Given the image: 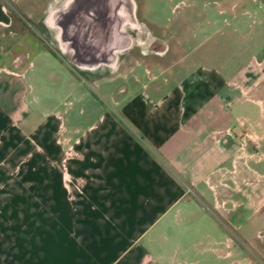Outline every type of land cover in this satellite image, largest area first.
I'll list each match as a JSON object with an SVG mask.
<instances>
[{"label":"crops","instance_id":"0c3cea01","mask_svg":"<svg viewBox=\"0 0 264 264\" xmlns=\"http://www.w3.org/2000/svg\"><path fill=\"white\" fill-rule=\"evenodd\" d=\"M12 21L0 0V27ZM45 46L30 44L23 62L0 64V264H173L182 246L171 244L170 224H209L193 243L213 248L238 243L228 235L233 227L243 242L257 239L264 212L252 217L261 219L255 234L235 223L242 213L227 183L236 165L233 92L223 75L197 87L193 78L172 86L133 77L112 103L103 98L85 112L83 125L68 124L28 68L54 54L67 84L86 89ZM254 160L261 179L260 155Z\"/></svg>","mask_w":264,"mask_h":264},{"label":"rangeland","instance_id":"374dc122","mask_svg":"<svg viewBox=\"0 0 264 264\" xmlns=\"http://www.w3.org/2000/svg\"><path fill=\"white\" fill-rule=\"evenodd\" d=\"M1 1L13 21L9 26L0 27V64L11 63L18 56L23 62L25 52L22 50L42 41L81 81V88L86 89L79 93L80 89L67 84V77L59 69L54 54L36 57L35 66L28 68L33 86L40 84L43 89L41 98L52 97L51 108L56 106L65 112L68 124L83 125L85 112L94 114L103 98L106 103H112L115 89L129 90L133 87L130 81L133 77L169 81L172 86L193 78L197 87L204 78L217 81L223 75L222 81H226L233 92L231 130L235 132L232 143L236 165L227 183L234 193V211L242 213L235 223L245 224L251 234L256 233L261 219H252L255 214L264 212V0H116L111 9L106 1L111 15L115 14V8H121L122 12L130 14L131 22L128 17L120 28L118 41L112 39L107 47L109 51L99 53L107 55L109 52V61L92 67L77 61L79 57L85 59L80 47V52L75 50L76 46L74 50H62L59 36L62 28L50 24V20L56 18L62 26L80 16L95 20L100 17L99 10H103L100 2L98 5L97 0ZM64 41L76 42L67 35ZM26 56L29 58L30 54ZM247 149L250 156L242 157ZM258 150L261 179L253 165L254 159L259 157ZM218 175L220 173H214L210 182L219 183ZM243 190L249 191L250 196L244 195ZM240 200L241 206L236 207ZM166 228L168 238L173 241L171 244L182 246L173 264H264V230L257 232L253 243H245L233 227L228 235L238 243L231 246L224 242L213 248L193 243L201 239L202 233L212 230L209 224L205 228L197 224L194 231L172 224ZM220 235L219 231L217 236ZM222 249H232V253L220 256Z\"/></svg>","mask_w":264,"mask_h":264},{"label":"bare ground","instance_id":"6f19581e","mask_svg":"<svg viewBox=\"0 0 264 264\" xmlns=\"http://www.w3.org/2000/svg\"><path fill=\"white\" fill-rule=\"evenodd\" d=\"M109 2V8L111 9L114 4H116V0H97V4H102L103 10H99L100 17L93 20L91 18L86 19L84 16H80L79 18L75 17L72 20L66 23V26L60 23L59 20L53 18L50 20V24L58 25L62 29L60 30V38L62 39V47L65 50L75 49L80 52L79 47L83 50L84 58L77 57V61H80L81 64L86 66H94L100 64L101 61H109V52L107 55H99L101 51H109L107 48L109 44H111V40L118 41V34L120 32V28L123 26V22L129 17V13L122 12L121 8H115V14L111 15L110 9L105 5V2ZM116 2V3H115ZM113 3V4H112ZM116 6V5H115ZM105 9L107 11H105ZM113 9V8H112ZM112 17H110V15ZM129 21L131 22V18L129 17ZM60 23V25H59ZM78 35H75V33ZM71 36L76 40L75 43L71 41H64L65 37ZM78 38V40H77ZM72 40L71 38H69ZM112 41V42H113ZM114 43V42H113ZM119 48V47H118ZM105 53V52H104ZM77 54V53H75ZM76 56V55H74Z\"/></svg>","mask_w":264,"mask_h":264}]
</instances>
